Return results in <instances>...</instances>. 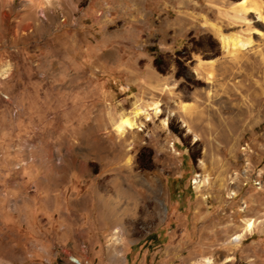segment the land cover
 Segmentation results:
<instances>
[{"label":"rangeland","instance_id":"1","mask_svg":"<svg viewBox=\"0 0 264 264\" xmlns=\"http://www.w3.org/2000/svg\"><path fill=\"white\" fill-rule=\"evenodd\" d=\"M241 1L0 0V264H264V0ZM137 98L163 112L122 136Z\"/></svg>","mask_w":264,"mask_h":264},{"label":"bare ground","instance_id":"2","mask_svg":"<svg viewBox=\"0 0 264 264\" xmlns=\"http://www.w3.org/2000/svg\"><path fill=\"white\" fill-rule=\"evenodd\" d=\"M242 9L248 11L256 10L259 12V8L257 6L249 5V0H242L240 3ZM261 13V11L259 12ZM262 17V13L260 14ZM264 18V17H262ZM222 45L224 50L229 51L233 54H237V49H241L246 45H250L252 43L251 39L242 40V38L238 36H230L226 34L219 33ZM8 66L2 67L0 69V74L3 77H6L9 73ZM211 75V74H210ZM163 112L162 103L157 100H149L142 101L141 98H137L134 108L129 112H121L116 118L112 119V124L115 130L122 136H126L127 133L135 131L143 130L147 121H150L158 116H160ZM164 125H167V119H164ZM133 142V141H132ZM131 142V143H132ZM131 148V147H130ZM129 148V149H130ZM130 157H128V162H130ZM208 182L207 178L201 177L198 175L195 178L196 188L201 190L203 186ZM232 194H236V192H232ZM208 195H204L207 197ZM262 222L258 220L256 217H248L245 219V224L243 226L242 231L238 232L235 236L232 237L231 241L234 247H239L243 240H245L248 234H251L254 229ZM231 259V258H229ZM213 260L210 257H205L203 259L202 264H212Z\"/></svg>","mask_w":264,"mask_h":264},{"label":"trees","instance_id":"3","mask_svg":"<svg viewBox=\"0 0 264 264\" xmlns=\"http://www.w3.org/2000/svg\"><path fill=\"white\" fill-rule=\"evenodd\" d=\"M160 61H161V57L160 56H157L156 57V60H155V63L157 65V67L159 68V70L163 71V68L160 66Z\"/></svg>","mask_w":264,"mask_h":264}]
</instances>
